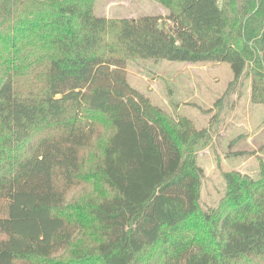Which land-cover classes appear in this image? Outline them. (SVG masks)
I'll return each instance as SVG.
<instances>
[{"label":"trees","instance_id":"obj_1","mask_svg":"<svg viewBox=\"0 0 264 264\" xmlns=\"http://www.w3.org/2000/svg\"><path fill=\"white\" fill-rule=\"evenodd\" d=\"M96 1L0 0V264H264V160L202 209L208 131L127 72L227 63L229 90L250 76L264 104V0H156L167 17L136 19Z\"/></svg>","mask_w":264,"mask_h":264},{"label":"rangeland","instance_id":"obj_2","mask_svg":"<svg viewBox=\"0 0 264 264\" xmlns=\"http://www.w3.org/2000/svg\"><path fill=\"white\" fill-rule=\"evenodd\" d=\"M95 14L107 18L167 17L169 10L156 0H97ZM130 85L147 96L171 118H189L208 137L195 148L204 170L201 184L202 209L219 203L225 192L224 173L239 171L259 175L264 160V104L251 101V78L244 76L232 86L227 63H185L167 60H129ZM76 184L68 199L82 196ZM82 193V194H81ZM5 236L0 232V240Z\"/></svg>","mask_w":264,"mask_h":264}]
</instances>
